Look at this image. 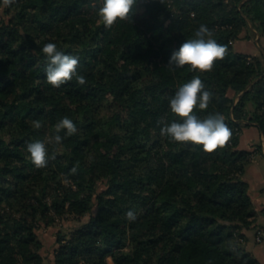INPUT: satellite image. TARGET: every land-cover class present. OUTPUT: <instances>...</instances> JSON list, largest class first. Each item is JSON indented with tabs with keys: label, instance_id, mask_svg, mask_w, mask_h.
<instances>
[{
	"label": "trees",
	"instance_id": "16d2710c",
	"mask_svg": "<svg viewBox=\"0 0 264 264\" xmlns=\"http://www.w3.org/2000/svg\"><path fill=\"white\" fill-rule=\"evenodd\" d=\"M101 4L0 0V264H43L40 222L87 214L59 234L56 264H260L244 247L257 209L243 175L256 150L239 148L234 131L264 132V54L233 43L250 24L264 36V0H136L130 19L111 28ZM201 24L225 58L207 72L169 67ZM48 42L78 57L84 85L47 82ZM197 75L213 98L194 114L220 113L231 130L211 153L161 135L164 123L182 122L169 98ZM65 116L77 132L46 144L55 159L36 168L27 143L53 137Z\"/></svg>",
	"mask_w": 264,
	"mask_h": 264
},
{
	"label": "clouds",
	"instance_id": "9594fccd",
	"mask_svg": "<svg viewBox=\"0 0 264 264\" xmlns=\"http://www.w3.org/2000/svg\"><path fill=\"white\" fill-rule=\"evenodd\" d=\"M12 2L13 0H3L5 5ZM135 4L136 0H102L98 8L100 21L106 28H111L118 19L129 20ZM194 36L195 38L187 39L178 50L173 51L168 62L169 67L183 68L188 65L194 71L207 72L212 70L217 60L225 58L227 47L212 39L213 31L206 25L201 24L195 30ZM42 52L48 60L45 73L50 85L59 88L62 84L71 81L73 77L80 85L86 83V78L77 73L78 57L65 54L52 42L44 44ZM212 98L213 93L205 90V85L199 75L179 86L175 95L169 98V107L173 114L182 118V122L164 123L161 135L180 143L190 142L193 145H202L204 151L209 153L224 147L231 136V130L224 116L215 113L200 119L194 114L197 107L200 110L207 109ZM158 123H163V118ZM32 126L36 129L42 127L40 121H33ZM62 131L65 132V136H71L77 132L76 125L67 116L56 123L53 137L48 138L47 141L36 140L27 143V151L36 168L46 167L49 158L55 159V154L49 157L46 144H60L64 138L60 135ZM71 171L76 173L77 166H74ZM126 218L134 221L136 213L129 210Z\"/></svg>",
	"mask_w": 264,
	"mask_h": 264
},
{
	"label": "crops",
	"instance_id": "0c3cea01",
	"mask_svg": "<svg viewBox=\"0 0 264 264\" xmlns=\"http://www.w3.org/2000/svg\"><path fill=\"white\" fill-rule=\"evenodd\" d=\"M250 25L252 29V24ZM254 32L255 41L245 37L246 32H243L241 38L235 40L233 43L235 50L253 55H260L261 52L264 54V36H261L256 30ZM247 129H251L252 132L247 139H244V133ZM239 148L256 150L257 152L250 161L252 166L249 176H246L245 172L243 175L250 184L251 195L257 209L254 224L244 229V247L259 260L260 264H264V235L260 242H257L255 239L258 229H264V166L258 160L254 162L255 158L264 156V132L258 125L250 124L242 130Z\"/></svg>",
	"mask_w": 264,
	"mask_h": 264
},
{
	"label": "rangeland",
	"instance_id": "374dc122",
	"mask_svg": "<svg viewBox=\"0 0 264 264\" xmlns=\"http://www.w3.org/2000/svg\"><path fill=\"white\" fill-rule=\"evenodd\" d=\"M4 13H5V8H4V6H1L0 7V17H2L4 15ZM249 27H246L243 30V32H246V36L245 37L255 41L256 39H255V36H254L255 35L254 31L256 29L252 26V29H253L252 30L251 29V25ZM242 33H241V35H242ZM250 34H252V35H250ZM251 55H253V54H251ZM260 55H263L262 52L260 53ZM245 127H247V126H245ZM251 132H252L251 129H247L245 131V133H244V139H247V137L249 136V134H251ZM256 153L257 152H255V154ZM257 160L260 161L262 163V165L264 166V156H259V157L255 158L254 162H256ZM251 164L252 163L249 162L247 164V166H246V169H245L246 170L245 171V173H246L245 175L246 176H249V174H250V168L252 166ZM104 186H105V184L102 183L101 186H100V189L104 188ZM92 212L93 213L97 212V206H95L93 208ZM89 218H90V214H87V215H84V216H80V217L79 216H73V215H65L64 217H58L55 220V222L50 223V224L46 223L45 221H41L40 225H39V227L37 229V232H38L40 238L43 241V247L41 249V253H42L43 257H44V263L43 264H56L55 263V249L59 245V243H58L59 234L60 233L69 234L71 231H73L77 227H79L82 224H84L85 222H87L89 220ZM255 239H256L257 242H260L263 239V237L261 238V240H258L257 239V232H256ZM109 262L112 263V259L111 258H109Z\"/></svg>",
	"mask_w": 264,
	"mask_h": 264
},
{
	"label": "built area",
	"instance_id": "2783aa9c",
	"mask_svg": "<svg viewBox=\"0 0 264 264\" xmlns=\"http://www.w3.org/2000/svg\"><path fill=\"white\" fill-rule=\"evenodd\" d=\"M242 129H243V128L237 126V127L235 128L234 134H235V135H237V134H241ZM263 235H264V229H263V228H259L258 231H257V239H258V240H261V238L263 237Z\"/></svg>",
	"mask_w": 264,
	"mask_h": 264
}]
</instances>
